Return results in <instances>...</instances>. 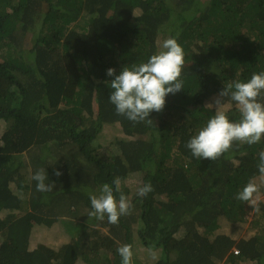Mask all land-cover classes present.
Listing matches in <instances>:
<instances>
[{
    "label": "trees",
    "instance_id": "obj_1",
    "mask_svg": "<svg viewBox=\"0 0 264 264\" xmlns=\"http://www.w3.org/2000/svg\"><path fill=\"white\" fill-rule=\"evenodd\" d=\"M168 38L184 50L183 90L150 115L152 125L117 115L107 69L146 63ZM261 72L264 0H0V264H121L125 244L132 259H154L141 264H264V201L254 205L264 137L216 161L186 147L215 114L206 105ZM226 105L238 122L236 103ZM108 125L122 136L96 146ZM39 169L53 191H37ZM117 178L131 214L117 225L90 217V194L115 189ZM250 180L254 202L236 199ZM147 183L154 191L141 198ZM67 221L68 242L32 246L38 230ZM246 224L253 236L221 231Z\"/></svg>",
    "mask_w": 264,
    "mask_h": 264
},
{
    "label": "clouds",
    "instance_id": "obj_2",
    "mask_svg": "<svg viewBox=\"0 0 264 264\" xmlns=\"http://www.w3.org/2000/svg\"><path fill=\"white\" fill-rule=\"evenodd\" d=\"M184 50L175 38L165 39L157 54L152 55L146 63L135 65L132 68L124 67L119 75L113 68L107 69L106 75L114 77L107 84L113 90L109 101L115 106L116 114L126 117L133 123L147 122L153 112L160 113L165 107L166 97L175 95L183 90V80L180 79L184 66ZM264 92V72L253 73L247 82L234 81L224 87L218 94L214 104L215 114L208 120L198 134L194 135L186 144L193 157L216 161L221 155L232 148L234 143H245L249 146L258 144L264 137V104L258 102V97ZM230 98L235 102L240 112L238 122L230 121L224 109V99ZM261 177H264V151L259 153L257 165ZM57 177L62 173L55 172ZM32 179L36 181L39 192H51L54 183H46L47 172L39 169ZM115 189L105 183L100 194H90L89 199L92 211L90 217L103 221L107 216L108 223L117 225L121 216L131 214L132 205L120 190V180L113 181ZM258 186L250 180L237 194L236 199L242 202H254V193ZM120 193L117 200L114 195ZM154 191L150 183L138 188L137 195L147 197ZM259 212V207L253 209ZM121 257V264H132L133 251L130 244L122 245L117 249Z\"/></svg>",
    "mask_w": 264,
    "mask_h": 264
},
{
    "label": "rangeland",
    "instance_id": "obj_3",
    "mask_svg": "<svg viewBox=\"0 0 264 264\" xmlns=\"http://www.w3.org/2000/svg\"><path fill=\"white\" fill-rule=\"evenodd\" d=\"M212 102L211 104H214ZM229 107H230L229 105H226L224 106L223 110L226 112ZM213 109H215V107H213ZM121 136H122L121 127L117 125H108L105 127L104 132L101 134L100 139H98L96 146H98L99 144L101 145L110 142L113 137H121ZM135 180H137V177L131 176L130 181L127 182V185L130 183L129 186L131 187L132 190H135L137 187V182ZM261 192L262 194L256 198L254 205H257L259 201H264V190H261ZM248 217L249 219H251L252 214H250ZM74 227H75L74 223H71V221L69 222L67 221L61 223L60 226H57L53 230H49L45 227L41 228L36 232V234L32 235V238L30 239L31 242L33 243L32 246L41 240L45 241L49 245H54V246L59 245L61 243H66L71 239L70 232L72 233L74 232ZM238 230L239 232L237 231V233H234V230L230 229L229 227H221V231L226 232L227 234L231 235L233 238L238 240L241 239L242 237L253 236L256 233V229L249 228V224L244 225L242 228ZM139 256L143 260L136 261L135 258H133L132 264H141L145 259H147L148 261L154 260L153 257H149V256L147 257L146 253L144 252H141Z\"/></svg>",
    "mask_w": 264,
    "mask_h": 264
},
{
    "label": "built area",
    "instance_id": "obj_4",
    "mask_svg": "<svg viewBox=\"0 0 264 264\" xmlns=\"http://www.w3.org/2000/svg\"><path fill=\"white\" fill-rule=\"evenodd\" d=\"M237 253V252H236Z\"/></svg>",
    "mask_w": 264,
    "mask_h": 264
}]
</instances>
